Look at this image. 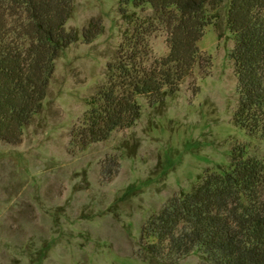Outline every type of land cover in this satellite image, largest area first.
Segmentation results:
<instances>
[{"label": "rangeland", "instance_id": "1", "mask_svg": "<svg viewBox=\"0 0 264 264\" xmlns=\"http://www.w3.org/2000/svg\"><path fill=\"white\" fill-rule=\"evenodd\" d=\"M121 9L119 0H75L67 28L81 32L96 19L103 32L92 42L81 37L56 60L44 107L22 141L0 140V264H163L141 255L150 217L208 169L228 165L235 145L264 159V139L234 120L239 81L224 17L199 42L211 66L195 67L175 96L158 105L140 96L133 126L85 148L73 142L133 30ZM149 41L152 58L168 53L164 30ZM176 264H202L201 253Z\"/></svg>", "mask_w": 264, "mask_h": 264}, {"label": "trees", "instance_id": "2", "mask_svg": "<svg viewBox=\"0 0 264 264\" xmlns=\"http://www.w3.org/2000/svg\"><path fill=\"white\" fill-rule=\"evenodd\" d=\"M127 31L107 79L90 100L73 142L85 148L141 117L140 96L158 105L175 96L198 65L211 66L199 42L225 18L238 77L235 123L264 139V0H119ZM152 15H137L127 6ZM75 0H0V140L19 143L44 107L56 60L81 37L103 32L92 19L68 29ZM222 10L225 13H222ZM164 30L169 51L152 58L150 37ZM141 255L176 264L199 251L202 264H264V159L237 144L228 165L208 169L190 191L172 197L142 229Z\"/></svg>", "mask_w": 264, "mask_h": 264}]
</instances>
